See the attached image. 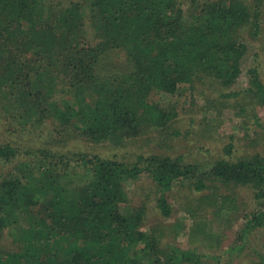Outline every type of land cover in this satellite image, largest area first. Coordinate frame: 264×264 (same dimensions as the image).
I'll use <instances>...</instances> for the list:
<instances>
[{"label": "trees", "instance_id": "16d2710c", "mask_svg": "<svg viewBox=\"0 0 264 264\" xmlns=\"http://www.w3.org/2000/svg\"><path fill=\"white\" fill-rule=\"evenodd\" d=\"M177 1L0 0V113L27 128L49 122L62 141L72 135L97 145L166 130L178 113L157 97L175 96L202 79L236 85L249 51L242 33L258 37L264 15V0H218L187 23ZM110 51L125 54L127 66L100 76ZM248 74L250 91L264 106L258 69ZM232 149L231 143L225 148L230 159L206 171L180 157L142 156L129 165L81 154L75 163L83 173L58 155L27 177L0 173V264H164L161 235L143 233V210L127 206L125 183L143 174L162 192L157 203L166 218L173 213L166 192L175 187L201 192L207 178L251 189L254 210L226 250L233 264L264 229V158L234 161ZM18 156L0 144V167ZM72 174L80 184L70 190L73 182L65 180ZM5 234L13 238L10 249ZM167 254L168 264H202L192 250L169 245Z\"/></svg>", "mask_w": 264, "mask_h": 264}, {"label": "rangeland", "instance_id": "374dc122", "mask_svg": "<svg viewBox=\"0 0 264 264\" xmlns=\"http://www.w3.org/2000/svg\"><path fill=\"white\" fill-rule=\"evenodd\" d=\"M73 1L81 3L83 0ZM215 1L218 0L177 2L182 3L189 23L195 10ZM243 1L252 5L254 0ZM242 37L248 43L249 51L236 85L224 87L215 80L202 79L184 86L175 96L157 97L162 107H172L178 113L166 130L150 129L138 137L119 143L97 145L72 135L62 141L49 122L40 128H27L6 121L0 113V144L8 143L19 153L13 161L1 163L0 173L27 177L42 169L41 166L46 165V161L52 159L51 156L57 155L67 157L62 158L63 161H74L72 167L83 173L84 169L75 163L76 156L81 154L129 165L136 164L142 156L180 157L183 158L181 164L196 165L206 171L218 161L230 159L225 154V148L230 143L233 145L231 159L234 161L256 155L264 158V106L251 93L248 74L250 68H257L264 83V15L259 36L253 38L249 31H244ZM126 66L125 54L110 51L101 61L98 74L115 76ZM177 131L179 134L174 135ZM71 177V180H65L73 182L68 187L70 190L76 183L80 184L74 174ZM205 179L207 189L201 192L195 191L189 184L166 192L173 209L170 218L163 216L158 206L157 199L162 192L150 176L143 174L125 183L127 206L143 210L145 214L142 232L151 237L154 234L161 235L159 248L163 252L161 261L164 264H168L169 245L184 251H195L202 256V264H229L233 260L226 250L237 242L246 216L254 210L253 191L247 187ZM227 197L228 202L221 210L220 205ZM204 198L215 205L218 203V207H212ZM12 240L9 234L4 235L3 245L6 249L11 248ZM215 257L222 259V263H217ZM261 258H264V229L255 232L240 258L234 259L233 264H261V261L264 264Z\"/></svg>", "mask_w": 264, "mask_h": 264}]
</instances>
